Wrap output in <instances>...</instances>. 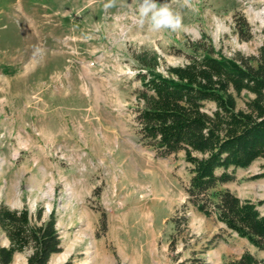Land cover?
<instances>
[{"label":"rangeland","instance_id":"1","mask_svg":"<svg viewBox=\"0 0 264 264\" xmlns=\"http://www.w3.org/2000/svg\"><path fill=\"white\" fill-rule=\"evenodd\" d=\"M141 3L0 0V204L40 210L42 220L53 214L61 250L47 264H230L243 252L264 259L187 200L184 152L157 155L134 118L139 54L156 55L162 73L205 48L254 55L264 42V0H192V8L156 0L182 17L176 32L152 31ZM239 17L248 40L236 32ZM249 96L241 92L237 107ZM262 163L230 167L234 180L218 189L264 214V177H253ZM8 244L0 227V246ZM29 253L10 264H26Z\"/></svg>","mask_w":264,"mask_h":264},{"label":"trees","instance_id":"2","mask_svg":"<svg viewBox=\"0 0 264 264\" xmlns=\"http://www.w3.org/2000/svg\"><path fill=\"white\" fill-rule=\"evenodd\" d=\"M235 28L241 40L251 38L245 18H236ZM137 61L145 70L136 74L134 118L140 139L161 157L183 151L191 174L187 200L264 250V214L258 204L218 189L234 180L230 167L245 168L258 158L263 159L261 171L253 177H264V42L249 56H217L205 48L182 65L167 66L165 73L156 69L154 54H139ZM243 91L251 96L238 108L236 97ZM208 102L214 104L211 111L204 109ZM55 223L53 214L42 220L40 210L0 204V227L9 241L0 246V264H10L16 252L26 249V264H47L61 250ZM230 264H264V259L243 252Z\"/></svg>","mask_w":264,"mask_h":264},{"label":"clouds","instance_id":"3","mask_svg":"<svg viewBox=\"0 0 264 264\" xmlns=\"http://www.w3.org/2000/svg\"><path fill=\"white\" fill-rule=\"evenodd\" d=\"M184 6L192 8V0H183ZM112 4H106L105 8L111 7ZM193 10H195L193 8ZM139 13L142 18L149 17L152 31L161 29H170L173 32L183 28L182 17L179 13L174 12L167 3L157 7L156 0H142L139 6ZM143 24V19H141Z\"/></svg>","mask_w":264,"mask_h":264},{"label":"bare ground","instance_id":"4","mask_svg":"<svg viewBox=\"0 0 264 264\" xmlns=\"http://www.w3.org/2000/svg\"><path fill=\"white\" fill-rule=\"evenodd\" d=\"M68 254V250H65L64 252L60 253L58 256H56L55 258L52 259V262H60L62 261L63 259H65V257L67 256Z\"/></svg>","mask_w":264,"mask_h":264}]
</instances>
